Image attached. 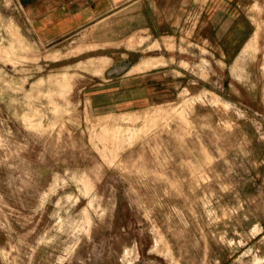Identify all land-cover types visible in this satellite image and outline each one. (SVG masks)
Instances as JSON below:
<instances>
[{"label": "rangeland", "instance_id": "374dc122", "mask_svg": "<svg viewBox=\"0 0 264 264\" xmlns=\"http://www.w3.org/2000/svg\"><path fill=\"white\" fill-rule=\"evenodd\" d=\"M203 1L173 37L43 45L0 0V264H264V0H225L235 61Z\"/></svg>", "mask_w": 264, "mask_h": 264}, {"label": "crops", "instance_id": "0c3cea01", "mask_svg": "<svg viewBox=\"0 0 264 264\" xmlns=\"http://www.w3.org/2000/svg\"><path fill=\"white\" fill-rule=\"evenodd\" d=\"M16 1L33 35L43 45L82 30L94 33L100 43L114 42L135 26L151 30L160 38L173 37L180 29L188 8L198 3V0ZM239 4L235 21L230 17L231 5L225 0H204L202 4V10L208 14L204 15L205 41L217 44L216 49L225 61H235L255 34L249 32L252 23L248 25V17L240 13ZM135 74L133 72L127 76L134 78ZM155 85L159 86L157 83Z\"/></svg>", "mask_w": 264, "mask_h": 264}]
</instances>
